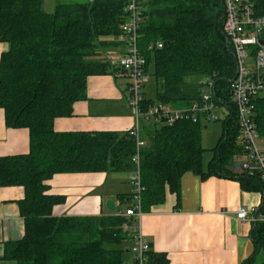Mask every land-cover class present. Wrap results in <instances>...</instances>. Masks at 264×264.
Masks as SVG:
<instances>
[{
    "label": "trees",
    "instance_id": "1",
    "mask_svg": "<svg viewBox=\"0 0 264 264\" xmlns=\"http://www.w3.org/2000/svg\"><path fill=\"white\" fill-rule=\"evenodd\" d=\"M44 3L0 0V41L9 45L0 61V109L9 128L30 132L29 153L0 157V187L24 189L19 208L25 222L23 238L7 244L2 260L5 264H133L125 259L128 249L119 248L131 242L128 219L121 212L57 217L53 210L65 203V197L48 194L46 184L57 174H133L138 168L133 162L137 140L131 132L54 128L55 120L72 117L75 103L87 98L91 76L125 75L109 61L110 43L105 39L120 36L127 0L60 3L53 12H47ZM256 6L264 15V0H257ZM223 14V0H152L145 12L140 47L147 58L146 71L159 88L156 99L143 94V110L152 105L190 108L211 87L214 103L229 115L222 120V136L206 169L202 121L145 128L147 143L139 152L144 213L163 204L169 192L180 200L186 173L202 179H236L245 190L264 193V183L245 172L238 160L243 149L232 102L237 63L223 31ZM152 43L163 47L149 51ZM252 106L257 131L264 136V95ZM133 196L120 198L130 202ZM149 258L150 264H169L163 253L151 251Z\"/></svg>",
    "mask_w": 264,
    "mask_h": 264
},
{
    "label": "crops",
    "instance_id": "2",
    "mask_svg": "<svg viewBox=\"0 0 264 264\" xmlns=\"http://www.w3.org/2000/svg\"><path fill=\"white\" fill-rule=\"evenodd\" d=\"M151 1L145 4L146 9ZM115 44L123 49L125 47L119 40ZM8 50L9 45L0 41V61ZM106 53L107 56L124 55L120 51ZM127 80L126 75L114 73L91 76L87 82V98L75 103L72 117L55 120V130L132 131L136 127V118L129 102ZM221 109L224 120L229 114L225 108ZM158 125L141 121L140 134L145 143V128L152 130ZM258 144L264 152V136L259 135ZM29 152V130L9 128L5 111L0 109V157ZM46 184L49 185L48 194L65 197V203L53 210L57 217L108 215L111 214L106 206L108 200H113L116 211L121 213L137 203L134 196L130 202H123L120 198L121 195H135L133 174H57ZM23 197L22 187H0V264H5L2 259L7 244L21 240L25 234V222L19 208ZM125 203L133 204L124 210ZM240 207L257 212L259 224L239 220L237 211ZM263 216L264 193L261 190H245L236 179L220 176L202 179L193 173H186L181 179L180 200L176 193L169 192L163 204L145 213L142 231L151 251L165 254L169 264H264ZM254 239L256 242L260 240V244L257 245ZM128 254L132 255L133 262L130 247Z\"/></svg>",
    "mask_w": 264,
    "mask_h": 264
},
{
    "label": "built area",
    "instance_id": "3",
    "mask_svg": "<svg viewBox=\"0 0 264 264\" xmlns=\"http://www.w3.org/2000/svg\"><path fill=\"white\" fill-rule=\"evenodd\" d=\"M126 22L118 37L126 52L124 55L108 56L112 65L122 69L129 79L128 93L130 106L136 118V127L130 131L137 140V155L133 162L138 168L133 173L136 180L135 199L137 203L131 206L122 216L128 219L126 230L131 236L134 256L133 264H150L151 247L142 231L143 212L140 195L142 185L139 172V152L146 146L141 138V121L156 124L174 125L177 121L191 120L193 122L206 119L219 120L214 115L218 107L212 99L211 87L206 89L202 100L192 104L187 109H173L165 105H152L143 110L144 88L148 82L147 58L140 47L141 29L145 19L146 5L142 0H127ZM224 23L223 31L231 44L237 63V74L232 84V102L236 107L240 127L239 145L243 149L242 169L250 176L257 175L264 183V152L258 144L259 133L254 122L252 102L264 95V15L258 13L257 0H223ZM163 45L150 44L149 51L160 49ZM237 218L241 221L254 222L255 211L240 207ZM258 219V218H257ZM264 222V216L262 217Z\"/></svg>",
    "mask_w": 264,
    "mask_h": 264
},
{
    "label": "rangeland",
    "instance_id": "4",
    "mask_svg": "<svg viewBox=\"0 0 264 264\" xmlns=\"http://www.w3.org/2000/svg\"><path fill=\"white\" fill-rule=\"evenodd\" d=\"M90 1H92V0H45V10L47 12H53L55 10L56 5L60 4V3H68V4H70V3H86V2H90ZM147 1L148 0H143V2L145 4L147 3ZM105 40L110 43V45H108V48L106 49V52H108L110 54H111V52H116V51H120L122 53L126 52L125 47L123 49L120 47V45L115 44L119 40L118 38L109 37V38H106ZM158 88H159L158 82L155 79V77L152 75H149L148 76V82L144 88V92L146 93L147 97L150 99H156ZM214 115L217 117V119H219L221 121L224 118L223 110L221 108L215 109ZM221 121H218V120L216 121L215 119H212L211 121H208L206 119H202L203 127H202V131H201V139H202V145L206 149V152L204 154V168L205 169L207 168L209 161L213 157V153L211 150L217 145L218 140L221 136L222 125H223ZM132 204L133 203H125V205L123 206V209L125 210L126 208H128ZM129 247L131 250L132 244H130L128 242V243L123 244L119 248H123L127 251V249L129 250ZM125 259L132 262L131 261L132 255L126 253Z\"/></svg>",
    "mask_w": 264,
    "mask_h": 264
},
{
    "label": "water",
    "instance_id": "5",
    "mask_svg": "<svg viewBox=\"0 0 264 264\" xmlns=\"http://www.w3.org/2000/svg\"><path fill=\"white\" fill-rule=\"evenodd\" d=\"M225 16V14H223V17ZM107 209L110 212H115L117 210V206L116 203L113 200H108L106 203ZM255 218H258V213H256Z\"/></svg>",
    "mask_w": 264,
    "mask_h": 264
}]
</instances>
